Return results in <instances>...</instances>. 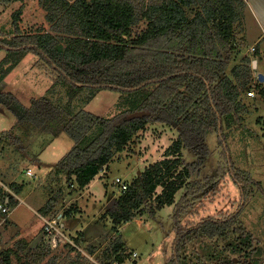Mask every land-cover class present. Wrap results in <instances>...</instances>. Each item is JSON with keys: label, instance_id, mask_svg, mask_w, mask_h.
Segmentation results:
<instances>
[{"label": "trees", "instance_id": "trees-1", "mask_svg": "<svg viewBox=\"0 0 264 264\" xmlns=\"http://www.w3.org/2000/svg\"><path fill=\"white\" fill-rule=\"evenodd\" d=\"M39 2L46 11L50 32L22 35L17 25L21 11L12 15V37H0V48L6 52L0 60V83L32 54L38 59L37 67L55 77L51 87H64L70 102L85 89L87 102L101 90L136 99L130 110L109 118L82 110H48L45 97L34 101L30 109L24 108V117L19 109L11 108L17 123L27 121L44 133L63 131L75 142L57 165L69 186L83 190L147 125L160 124L177 131L164 159L148 166L128 184L101 220L109 219L116 233L118 227L142 214L139 212L158 187L162 191L154 197L157 207L173 205L185 179L199 172L209 155L205 140L212 133L217 136L223 166L238 186L241 200L247 199L257 183L231 162L225 134V129L240 127L245 108L240 96L251 79L247 66L237 65L231 68V76L227 74L229 55L235 49L234 30L245 8L242 0ZM141 22L145 28L132 37V28ZM134 111L148 115L128 119ZM86 139L90 140L82 146ZM182 150L193 151L196 160L186 163ZM186 197L174 205L175 236L165 264H260L262 248L253 245L251 234L239 222V210L205 217L184 228L179 222L183 210L180 202ZM51 209L48 201L39 214L45 216ZM65 215L72 217L67 212ZM26 246L23 241L20 250ZM109 254L116 264H123L129 255L117 238L105 259ZM14 255L17 251L4 250L0 264H12Z\"/></svg>", "mask_w": 264, "mask_h": 264}, {"label": "rangeland", "instance_id": "rangeland-1", "mask_svg": "<svg viewBox=\"0 0 264 264\" xmlns=\"http://www.w3.org/2000/svg\"><path fill=\"white\" fill-rule=\"evenodd\" d=\"M17 10L21 11L17 23L20 34L50 32V24L45 19L46 11L39 0H0V37H12V15ZM145 25L141 22L134 26L131 36L140 33ZM240 26L241 22L235 28V49L229 55L227 74L231 76L232 67L247 66L251 79L240 96L245 107L241 111L240 127L225 129V134L233 165L259 184H253L247 199L241 200L238 186L223 166L217 136L212 133L205 140L209 155L199 172L185 179L183 188L174 196V204L157 207L154 197L162 191L158 187L149 203L139 212L142 214L118 227L115 233L109 219L100 220L111 202L122 193L112 182L120 178L128 185L148 166L164 159L165 150L177 138L176 128L147 125L123 152L115 155L113 162L101 169L96 179L92 180L95 181L90 190L82 196L81 190L69 186L65 175L57 171V165L75 146V142L63 131L58 134L44 133L27 121L17 123L11 108L19 109L24 117L25 109H30L34 101L45 97L48 110L64 108L73 113L82 110L109 118L130 110L136 99L132 95L101 90L87 102L88 91L85 89L70 102L65 88L61 85L52 88L55 77L48 75L43 67L38 68V59L28 54L0 83V179L25 200V204L16 206L12 216L20 225L11 228L5 223L0 228V253L8 248L17 251L18 255L12 256V264H104L113 262L114 256L109 254L105 259V253L111 251L117 238L129 253L127 259L136 253L132 263L165 264L175 236L174 205L181 197L187 196L180 202V207H183L179 218L181 227L188 228L205 217L239 210V222L251 234L253 245L262 248L259 260L260 264H264V81L258 79L259 74H264V61L253 50L245 53L248 46L239 35ZM5 54V50L0 48V60ZM249 90L254 91V97L247 96ZM89 140L82 141L81 145L85 146ZM34 157L38 163H35ZM182 158L186 163H192L196 155L193 151L182 150ZM26 170H30L36 178L28 177ZM22 186L23 190L17 192ZM48 201L52 209L44 217L61 214L63 231L70 242L63 238L50 245L43 240L42 221L37 213ZM66 212L72 217H67ZM98 220L102 223L97 224ZM33 226H37L34 231ZM81 227L85 229L78 235L76 230ZM94 237L96 240H93ZM23 241L27 246L21 251ZM130 263L125 260L123 264Z\"/></svg>", "mask_w": 264, "mask_h": 264}, {"label": "crops", "instance_id": "crops-1", "mask_svg": "<svg viewBox=\"0 0 264 264\" xmlns=\"http://www.w3.org/2000/svg\"><path fill=\"white\" fill-rule=\"evenodd\" d=\"M242 1L245 3V8H244L242 19L240 21L241 26H240L238 31H239V35H241L243 37V40L245 41L244 43L248 46L247 49L245 50V53L249 52L250 50L253 49V51H255V53L258 55V58H260L261 61L262 60L264 61V0H242ZM238 24H237V26H238ZM234 34H235V30H234ZM234 41H235V39H234ZM262 72H264V70ZM262 75L264 76L263 73H262ZM34 161H35V163H38L36 157H34ZM35 178H36V176H35ZM95 179H96V177H95ZM94 181L91 180V182L83 189V191L81 190L80 193L82 196H83V194L87 193L90 190L89 187L93 185ZM71 187H75V186H71ZM22 201H23V204H25V200L22 199ZM16 206H18V205H16ZM16 206L14 207L12 213L10 214V216L8 218V221L6 222V224H9V226L11 228H14V227H17L18 225H20L19 223L17 224V220L15 221L12 218L14 212L16 211V209H15ZM37 215L38 216L40 215L39 212L37 213ZM100 220H101V218H100ZM101 221H103V220H101ZM101 221L98 220L96 223L98 224V222H99V224H100V223H102ZM34 229L36 230L37 226H33L32 230L34 231ZM84 229H85L84 227L83 228L81 227L78 230H76L78 232V235H80L81 232L84 231ZM68 233L71 234L70 230ZM90 240H92V239H90ZM93 240H96L95 237L93 238ZM84 243H86V242H84ZM87 243H89V242H87Z\"/></svg>", "mask_w": 264, "mask_h": 264}, {"label": "built area", "instance_id": "built-area-1", "mask_svg": "<svg viewBox=\"0 0 264 264\" xmlns=\"http://www.w3.org/2000/svg\"><path fill=\"white\" fill-rule=\"evenodd\" d=\"M253 50V49H252ZM254 91L249 90L247 92L248 97H254ZM26 175L31 178H35V175L30 170H26ZM112 185L115 186L120 192H123L127 188V183L122 181L120 178H115L112 182ZM23 201L16 194V192L11 189L6 183L0 179V228L8 221V218L16 205L22 204ZM62 215L56 217H44L39 215V218L42 221V238L47 244H55L56 241L61 239H70L68 236H65L63 231L62 224ZM69 241V240H68ZM70 242V241H69ZM130 258L126 259L130 264H134V259H136V253L129 256ZM132 260V261H131ZM95 264V263H94Z\"/></svg>", "mask_w": 264, "mask_h": 264}, {"label": "water", "instance_id": "water-1", "mask_svg": "<svg viewBox=\"0 0 264 264\" xmlns=\"http://www.w3.org/2000/svg\"><path fill=\"white\" fill-rule=\"evenodd\" d=\"M258 79H259L260 82H263L264 81V76L262 74H259L258 75ZM146 115H148V113L145 112V111H134V112L128 114L127 118L128 119L142 118V117H144ZM113 203H114V201L111 202V204L109 205V208L111 207V205ZM234 261H236V260L234 259Z\"/></svg>", "mask_w": 264, "mask_h": 264}]
</instances>
